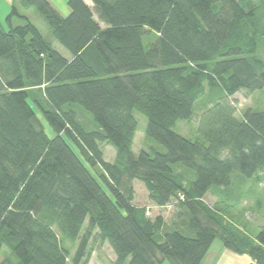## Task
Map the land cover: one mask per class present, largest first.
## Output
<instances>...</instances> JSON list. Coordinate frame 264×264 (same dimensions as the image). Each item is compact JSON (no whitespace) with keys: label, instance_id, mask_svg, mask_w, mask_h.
Masks as SVG:
<instances>
[{"label":"trees","instance_id":"1","mask_svg":"<svg viewBox=\"0 0 264 264\" xmlns=\"http://www.w3.org/2000/svg\"><path fill=\"white\" fill-rule=\"evenodd\" d=\"M89 2L20 0L46 35L14 5L0 25V264H87L94 239L110 264H202L215 241L264 264V225L225 215L264 174V111L230 100L264 89L251 0ZM134 111L150 140L137 155ZM192 119L196 137L175 131ZM133 180L169 220L133 204Z\"/></svg>","mask_w":264,"mask_h":264},{"label":"rangeland","instance_id":"2","mask_svg":"<svg viewBox=\"0 0 264 264\" xmlns=\"http://www.w3.org/2000/svg\"><path fill=\"white\" fill-rule=\"evenodd\" d=\"M66 2L67 0H60ZM255 13L257 15L256 24L259 26V31L262 34V43L260 45V49L258 53L260 56L264 58V2L262 0H251ZM17 3V2H16ZM90 4V3H89ZM31 11L28 12L29 20L34 23L43 35H46L47 27L45 26L44 19L42 15L36 11L33 7L30 8ZM9 13V12H8ZM7 13V14H8ZM7 14L2 12V6L0 4V21L1 25L4 29H7V23L5 22V17ZM151 37V36H150ZM58 49L62 50V47L58 44H55ZM230 100H232L235 108L236 115L241 117L245 110L252 111H264V89L256 90L249 95H245L243 92H238L231 96ZM207 100H201L197 104L196 108V116L203 110L206 105ZM134 116L137 120V127L135 132V138L132 145V153L133 155H137L140 148H146L147 145L150 144V140L146 139L144 135V129L146 125V118L141 113L134 111ZM197 125L195 119L187 122L186 120H179L176 122L174 127L175 131L179 134L194 138L197 136L195 133V126ZM46 132H49V128L47 125L45 126ZM51 133V131H50ZM103 157L105 160L112 161L115 156V149L110 144H102ZM161 149V148H160ZM90 170L96 175L95 171L91 168ZM236 173H233V176ZM262 180L259 183L254 184L252 187L253 193H250L248 199L241 200L239 205H237L233 210L230 211V214H225L228 218L232 219L235 225L243 230L256 232L259 231L260 227L264 225V174L260 175ZM133 189H134V197L133 204L145 207L147 209V214L150 216L161 215L166 220H169L172 213V206L168 205L163 208L156 207L152 202L149 201L147 197V191L142 184V182L138 180L132 181ZM205 201L217 208V206H222L219 204L215 205V198L212 194H208L204 197ZM248 208V210H247ZM245 225L243 226V224ZM59 234V233H58ZM62 243L66 249L70 251V255L75 252L77 247L76 242H69L65 239H62ZM87 250L90 251L89 259L87 264H110L114 259V253L110 246L107 243H100L98 240H91L87 246ZM7 251L6 248H3L0 252V258ZM250 257L245 254H237L230 250L224 249L223 246L215 241L212 243V246L209 249L207 256L205 257L202 264H212L215 262H222L224 264H252L250 263ZM162 264H171L167 259L162 261Z\"/></svg>","mask_w":264,"mask_h":264},{"label":"crops","instance_id":"3","mask_svg":"<svg viewBox=\"0 0 264 264\" xmlns=\"http://www.w3.org/2000/svg\"><path fill=\"white\" fill-rule=\"evenodd\" d=\"M56 9H58L62 14H66L68 12V9L66 7V2L60 1V0H48ZM85 3L90 5L89 0H83ZM17 2V3H16ZM0 4L2 6V12L4 14H7L11 7L14 5L17 7V9L23 14L28 17V12L31 11L30 8H24L21 6L20 0H0ZM1 18V17H0ZM1 25V21H0ZM2 26V25H1ZM207 256V255H206ZM252 263V260L249 261ZM203 263V262H202Z\"/></svg>","mask_w":264,"mask_h":264}]
</instances>
